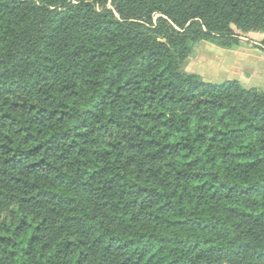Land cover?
<instances>
[{"label": "trees", "instance_id": "1", "mask_svg": "<svg viewBox=\"0 0 264 264\" xmlns=\"http://www.w3.org/2000/svg\"><path fill=\"white\" fill-rule=\"evenodd\" d=\"M107 3L0 0V264H264V90L180 71L264 0Z\"/></svg>", "mask_w": 264, "mask_h": 264}, {"label": "rangeland", "instance_id": "2", "mask_svg": "<svg viewBox=\"0 0 264 264\" xmlns=\"http://www.w3.org/2000/svg\"><path fill=\"white\" fill-rule=\"evenodd\" d=\"M106 6L113 8L112 0ZM236 32L241 37L236 46L224 47L206 40L197 43L181 64V73H196L211 83L237 79L247 88L264 90V32Z\"/></svg>", "mask_w": 264, "mask_h": 264}]
</instances>
